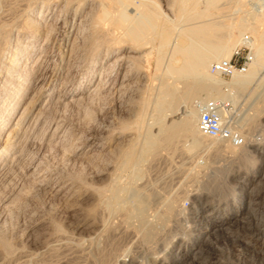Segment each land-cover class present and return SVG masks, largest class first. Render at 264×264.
I'll list each match as a JSON object with an SVG mask.
<instances>
[{
  "label": "rangeland",
  "instance_id": "obj_1",
  "mask_svg": "<svg viewBox=\"0 0 264 264\" xmlns=\"http://www.w3.org/2000/svg\"><path fill=\"white\" fill-rule=\"evenodd\" d=\"M101 1L106 4L103 0H46L45 4L0 0V132L8 118L19 134L12 138L14 147L0 154V264H264V155L253 151L250 158H229L210 142L211 137L191 149L190 137L183 133L161 141L140 165L124 164L128 152L140 153L147 131L157 133L160 116L163 124H169L189 114L195 101L211 97L226 103L225 109L236 116L235 128L264 137V65L241 87L229 84L233 75L211 71L223 80L218 88L224 95L206 92L204 100L202 94L179 98L161 115L152 106L160 87L169 84L179 96L196 79L176 81V75L168 74L169 46L159 62L160 37L136 40L127 30L129 23L118 16L115 2L108 3L107 18H98ZM137 1L132 0L130 9L146 4L160 13L159 24L167 29L176 22L193 25L208 18L228 24L244 15L259 29L264 27V7L257 5L261 0H253L260 11H253L248 0H190L189 8L195 10L182 18L177 0ZM42 3L45 13L52 10L57 19L50 24L48 49L54 43L60 48L47 51L43 61L34 63L31 50L39 52L47 40L44 36L30 40L33 31L26 21L41 18ZM249 35L261 40L260 34L245 30L244 37ZM16 47L29 57L18 69L8 60ZM253 50L240 44L231 50V57L248 56L249 68ZM116 57L121 59L110 81L125 73L126 86L119 88L117 83L107 90L98 80L104 66ZM6 78L13 83L28 79L21 101L7 88ZM95 85L98 90L91 91ZM79 91L83 93L79 99L60 98L63 92ZM229 94H235L234 99ZM24 105L26 119L19 121ZM40 111L41 123L34 125ZM58 124L65 127L51 135ZM8 141L1 133L0 144ZM113 188L118 191V204L111 201ZM167 199L176 202L177 211L165 221L161 217ZM139 207L156 229L151 239L126 217Z\"/></svg>",
  "mask_w": 264,
  "mask_h": 264
},
{
  "label": "bare ground",
  "instance_id": "obj_2",
  "mask_svg": "<svg viewBox=\"0 0 264 264\" xmlns=\"http://www.w3.org/2000/svg\"><path fill=\"white\" fill-rule=\"evenodd\" d=\"M42 1L45 4L46 0H42ZM103 1L106 2V4L105 5L102 4V1H101V4L103 5V9L101 10L102 12L100 13V15H99V13L97 14L99 16L98 18H107L111 14V11L109 9L110 2H115L117 4V7H118V16L122 20L129 23L128 29L127 28L126 29L136 40H141V39L145 40L148 37V35H151L152 36L151 38H153L154 36L160 37V45L158 48V61L159 62L161 60L162 54L167 50L166 47L169 46V50L172 53L169 55V59L166 57L168 59V62H166V66H165L168 74L176 75L175 80L176 79H180V80L183 79L184 80V78L185 79L190 78L191 80L196 79L195 83H193V81H192V83L186 84L184 91L181 92V95H179V96L176 95L174 88H171L172 86H170L168 83H167L168 85H164L163 87H160V91L158 90L159 93L157 92L158 94H156V99L154 98L155 103H152V106H153V104H155L154 105L155 112H157L161 115L164 112H166L167 110L172 108L176 99L183 98L184 100H186V99L198 97L199 95L202 94L204 96L200 97L201 98L200 100H204L206 92L210 96L211 95L213 96V93L222 94L220 92L218 86L223 84L224 82L221 78L216 77L211 73L212 62H213V60H221L222 58L229 59L231 57V50L240 44H247L252 49H254L253 50L254 53H253V57H252L253 60H252V63L249 65V68L246 72H244V73L235 72L233 74L232 80L229 82V84L231 86L241 87V86H244L245 84L249 83L252 80V78L254 77V75L256 73H258L257 71L264 65V27L262 29H259L258 25H255V23L253 24L252 20H250L249 16H247V15L240 16V19H238L239 21L228 23V24L218 22V21L208 20L209 19L208 18L207 20H202V21L200 20L199 23L193 24V25H190L188 23H187V25H176L177 24V22H176V24H174L171 29H167L166 27H164L162 25V23L159 24L160 13L156 12L152 8H149L146 4H144L142 2H140L139 5H135L130 9V4L132 3V0H103ZM177 2H178L176 5L177 9L179 11L183 12L182 14H180V18L186 17V15H187L186 13H188L189 10H191V8L193 7L192 6L191 8H189V4L191 3L190 0H177ZM248 2L250 4H252V7L250 5L249 6L254 9L253 11H260L261 6L264 7V0H261V4H259V3L257 4V2L253 1V0H248ZM43 3L41 6L42 11L40 12L41 18L39 20L36 18H33V20H30L29 22L26 21V25H28V29L33 31V34L30 35L31 36L30 40L38 39L40 36H44V40H47L45 48L39 50V52H37L34 48L31 50V52H33L35 55L34 56V63H36L38 61H40V62L43 61L46 58V56L48 55L47 51L50 52V50H53L54 47L55 48L58 47V45H56V43H54L53 45L51 44L52 45L51 48L48 49V44H49V41L51 38V33H50V29H49V28H51L50 24H52L54 22L56 23L57 19H55V20L53 19V16H52L53 11L52 10L45 13V11H44L45 9H43ZM108 3H109V5H108ZM195 3H194V5L198 4V2H195ZM137 4H138V1H137ZM255 4H257L260 8L256 7ZM102 5H100V6L102 7ZM158 7H159V5H158ZM197 7H198V5H197ZM194 10L192 9L191 11H194ZM131 11H133V12L131 13ZM249 14H250V12H249ZM163 15H164V13H163ZM197 16L202 17L203 14L199 13V14H197ZM188 19L189 18L187 17V20ZM178 21H179V19H178ZM53 26H54V24H53ZM79 27H81V26H79ZM234 30H236L237 33ZM245 30H251L254 34H260L261 40L259 42H257L255 39L251 38L250 35H249V37H244V31ZM70 33H71V31L69 30V32L66 35L69 36ZM172 33L176 34V36L174 38L170 37L172 35ZM258 38H259V36H258ZM73 39L75 40L76 38L73 37ZM82 39H83V37H82ZM57 41H58V39H57ZM61 41H62V39H61ZM147 41L148 40H146V42ZM93 42H94V40H93ZM69 46L73 47L70 44H69ZM26 47H28V46H26ZM58 48H60V47H58ZM16 49H17V47H16ZM19 50H21V49H17L16 51L14 50V54H15L14 57L8 59L10 62L13 63V66L15 67V69H18V67H20L21 61H24V63L27 64L28 60H29V57H27V54H26V56L24 54H22V53H24V50H22V51H19ZM17 51H19V52H17ZM60 51L63 53L65 51V49L61 48ZM0 53H1V47H0ZM1 56H3V55H1ZM119 59H121V58L116 57L113 60H111L112 63H109V65L104 66L106 71L104 70L105 72L100 76V78L98 80V85L99 84L105 85L107 90H112L113 88H115L117 83H119V85H120L119 88H121V87L123 88V86H126L125 85V83H126L125 82L126 81V74L125 73L123 75L117 74V76H113V78L115 77L117 79L114 82L110 81L112 72L114 71L115 63ZM4 63H6V62H4ZM6 65H10V64L6 63ZM0 68L2 69V67H0ZM214 74H217V73H214ZM6 79H8V81L6 83L7 88L17 95V102L21 101V99L23 98L22 96H23L24 92H26L28 79H26L24 82L14 81V83H13L12 79H9V78H6ZM204 80H206L207 83H204V82H206ZM176 81H178V80H176ZM98 85L97 86L95 85L94 88L92 87L93 89H91V91L98 90L97 89ZM173 86H175V85H173ZM227 87H229V85ZM117 90H118V88H117ZM82 94L83 93L80 91L76 92V93H74V92H69V93L63 92L61 94L60 98H61V100L67 102V101H71L75 98L77 99L78 97L82 96ZM222 95H224V94H222ZM229 96L232 99H234L235 94H231V95L229 94ZM211 98H212L211 100H219V99H215L217 97H211ZM208 101H210V100H208ZM200 102L202 103V102H206V101H198V100L195 101L193 106L189 110V114H185L184 116H181L177 120H172L169 124H166V125L161 122L163 117L159 115L160 116V118H159L160 124H159L157 133H155L153 131H147L144 134V136H142L143 137V140H142L143 145H142V148L140 150V153L137 156H133V154H132L133 151L128 152L127 156L125 158L124 164L127 165L128 163L133 162L135 165H138L144 159L145 155L148 152L152 151L154 148H156L161 143V141H165V140L166 141H172L174 139V137L179 136L183 133H185V135L188 134V136L190 137L189 141L191 142V149H195V148L199 147L204 141H208L210 139V137L205 135L198 127V119H199L198 103H200ZM18 104L19 103H16V106ZM263 105H264V103H263ZM263 105L261 107H263ZM253 107H254V105H253ZM18 108H17V110H18ZM26 109H27V105L19 113V115H18L19 121H23L24 119H26ZM260 111L262 112V109ZM178 112L181 114L184 112V110L179 109ZM169 113H170V111H169ZM220 113H221L222 118L224 120L231 121V126H232V128L235 129V126L233 125L232 121H233V119H235L236 116L232 115L231 112L227 111L225 108L220 109ZM40 115H41V111L37 115L38 117H36L37 120L36 121L34 120V122H35L34 125H39L41 123L39 121ZM155 115H156V113H154V117H156ZM196 121H197V126H196L197 128L194 127V123ZM237 121H240V120H237ZM10 123H11L10 120L7 118L4 120L3 125H2L3 131L0 132V134L4 133L6 140L10 139L11 141H8L9 144H0V154L6 155V152L9 151V148L14 147L13 146L14 142H13L12 138L15 135H17L18 133L15 134L14 128H11ZM237 125H238V127L242 126V122L241 121L238 122ZM19 126H21V125H19ZM48 127H50V126H48ZM63 127H65L64 124H58V126L52 130L53 134H51V132H50V134L54 135V132L62 131ZM236 129L238 130V128H236ZM239 132L244 137V144L241 146H236L233 143H231L230 141H226V140H222V139H218V138H212V137H211L210 142L214 143V144H218L217 150L222 152V153L227 154L228 156L227 155L226 156L229 158L230 157H236V158H241V159L250 158V155L253 151H257L260 157H261V155H264V137H262L260 135L256 136L253 134L252 135H245L243 132H241V131H239ZM18 137H19V134H18ZM256 142L257 143L259 142V144L257 147H254L253 143H256ZM260 181H261V179H260ZM112 187L113 186H111V188ZM50 188H49V190H50ZM131 188H133V187H131ZM60 189L61 188H58L56 190L54 189V192L55 193L59 192ZM113 189H114V191L112 190L113 193L111 195L112 196L111 201L113 202V204H118L117 203L118 199H119L118 191H117V188H113ZM129 190H130V188H129ZM120 192H121V190H120ZM171 196H172V194H171ZM176 198H177V196H176ZM137 199H138V197L136 198V201H137ZM111 208H112V205H111ZM144 210H146V209H144ZM176 211H177L176 202L173 199H167L164 202V214H162L161 218L166 221L167 219L171 218V216L174 215L176 213ZM145 215H144L142 208L139 207L136 209L135 212L133 211V212L128 213L126 217L129 220V222H132L137 228H139V230L142 231L145 238L151 239V238H153L156 229L154 228V226L151 223H149L146 220ZM160 223H162V221ZM112 235H114V234H112Z\"/></svg>",
  "mask_w": 264,
  "mask_h": 264
},
{
  "label": "built area",
  "instance_id": "obj_3",
  "mask_svg": "<svg viewBox=\"0 0 264 264\" xmlns=\"http://www.w3.org/2000/svg\"><path fill=\"white\" fill-rule=\"evenodd\" d=\"M249 60L248 56L239 60L237 55L229 59L223 58L212 64L211 71L224 77H230L235 72L244 73L248 70ZM226 106V103L220 100L198 103V127L209 137L230 141L236 146H241L244 144V137L236 128H232L231 121L224 120L220 113V109Z\"/></svg>",
  "mask_w": 264,
  "mask_h": 264
}]
</instances>
